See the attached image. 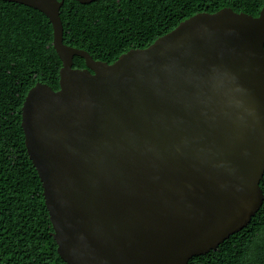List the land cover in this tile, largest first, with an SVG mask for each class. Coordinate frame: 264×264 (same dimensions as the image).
Instances as JSON below:
<instances>
[{"label": "water", "instance_id": "1", "mask_svg": "<svg viewBox=\"0 0 264 264\" xmlns=\"http://www.w3.org/2000/svg\"><path fill=\"white\" fill-rule=\"evenodd\" d=\"M6 1L49 19L61 60L21 126L67 264H187L248 224L264 197V4L197 12L109 63L63 41V0Z\"/></svg>", "mask_w": 264, "mask_h": 264}, {"label": "trees", "instance_id": "2", "mask_svg": "<svg viewBox=\"0 0 264 264\" xmlns=\"http://www.w3.org/2000/svg\"><path fill=\"white\" fill-rule=\"evenodd\" d=\"M264 0H63V41L109 63L146 47L181 20L229 6L258 15ZM52 26L39 10L0 0V264H67L57 244L43 187L24 142L21 106L37 81L59 87L61 60ZM74 67H84L75 55ZM264 195V173L260 180ZM187 264H264V197L248 224Z\"/></svg>", "mask_w": 264, "mask_h": 264}]
</instances>
